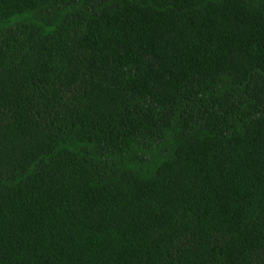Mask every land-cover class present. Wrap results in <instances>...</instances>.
Wrapping results in <instances>:
<instances>
[{
  "label": "trees",
  "instance_id": "1",
  "mask_svg": "<svg viewBox=\"0 0 264 264\" xmlns=\"http://www.w3.org/2000/svg\"><path fill=\"white\" fill-rule=\"evenodd\" d=\"M0 264H264V0H0Z\"/></svg>",
  "mask_w": 264,
  "mask_h": 264
},
{
  "label": "rangeland",
  "instance_id": "2",
  "mask_svg": "<svg viewBox=\"0 0 264 264\" xmlns=\"http://www.w3.org/2000/svg\"><path fill=\"white\" fill-rule=\"evenodd\" d=\"M51 45L57 47L58 49H60L58 46H56L54 44V41L51 43ZM60 64H58V61L56 62V60L50 65V76H54V74L56 73V71L59 69Z\"/></svg>",
  "mask_w": 264,
  "mask_h": 264
}]
</instances>
